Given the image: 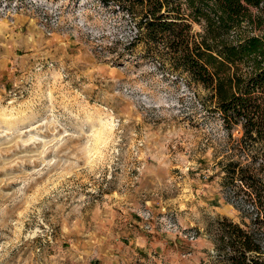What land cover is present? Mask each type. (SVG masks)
I'll return each mask as SVG.
<instances>
[{"label":"rangeland","instance_id":"374dc122","mask_svg":"<svg viewBox=\"0 0 264 264\" xmlns=\"http://www.w3.org/2000/svg\"><path fill=\"white\" fill-rule=\"evenodd\" d=\"M135 33L101 0H0V264H217V220L252 225L223 165L255 149Z\"/></svg>","mask_w":264,"mask_h":264},{"label":"trees","instance_id":"16d2710c","mask_svg":"<svg viewBox=\"0 0 264 264\" xmlns=\"http://www.w3.org/2000/svg\"><path fill=\"white\" fill-rule=\"evenodd\" d=\"M101 1L135 19L128 47L141 42L143 57L161 58L187 86L206 90L205 109L229 132L240 129L239 150L255 149L246 164L223 165L224 181L237 187L235 197L254 215L246 228L217 220L215 262L264 264V181L254 166L258 159L264 165V0Z\"/></svg>","mask_w":264,"mask_h":264}]
</instances>
